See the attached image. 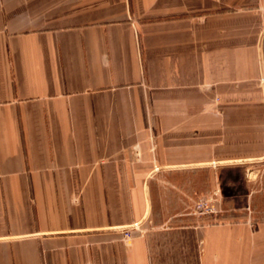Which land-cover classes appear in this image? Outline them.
I'll return each instance as SVG.
<instances>
[{"label":"crops","instance_id":"0c3cea01","mask_svg":"<svg viewBox=\"0 0 264 264\" xmlns=\"http://www.w3.org/2000/svg\"><path fill=\"white\" fill-rule=\"evenodd\" d=\"M263 23L264 0H0V264H143L114 230L148 212L160 126L186 165L177 136L264 93ZM220 233L213 264H248Z\"/></svg>","mask_w":264,"mask_h":264},{"label":"rangeland","instance_id":"374dc122","mask_svg":"<svg viewBox=\"0 0 264 264\" xmlns=\"http://www.w3.org/2000/svg\"><path fill=\"white\" fill-rule=\"evenodd\" d=\"M262 26L264 35V23ZM262 82L264 79L260 85ZM262 91L258 87L242 95L240 109L225 111L224 126L210 114L202 134L177 136L176 159L186 165L165 169L173 149H168L170 142L163 141L167 126H160L162 158L146 189L148 212L141 220L114 230L122 236V243L115 245L122 244L131 257L133 243H141L143 264H213L217 239L212 236L219 231L225 237L235 234L241 241L237 244L224 237L226 261L236 258L251 264L258 254L264 258L255 249V239L264 231ZM200 135L207 141L202 142ZM206 147L208 157L199 156ZM201 160L204 163H194Z\"/></svg>","mask_w":264,"mask_h":264}]
</instances>
